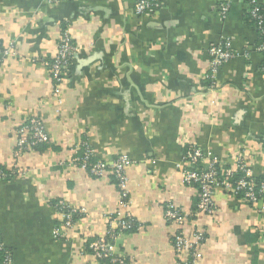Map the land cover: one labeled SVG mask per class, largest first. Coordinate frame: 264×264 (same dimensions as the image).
Here are the masks:
<instances>
[{
  "label": "crops",
  "instance_id": "crops-1",
  "mask_svg": "<svg viewBox=\"0 0 264 264\" xmlns=\"http://www.w3.org/2000/svg\"><path fill=\"white\" fill-rule=\"evenodd\" d=\"M137 0H0V165L22 170L0 180V234L14 264H98L88 251L109 236V218L129 210L137 228L117 239L129 264H180V231H202L198 264H264V203L216 190L214 214L184 226L166 219L168 204L194 210L196 187L180 166L196 145L224 166L244 153L264 179V54L244 3L226 16L219 0H162L149 17ZM77 52L59 94L45 61L57 54L64 29ZM230 40L238 55L207 79L209 49ZM40 118L45 146L15 157L17 131ZM88 144L94 160L130 158L129 207L111 174L93 177L73 164ZM78 213L57 238L55 202Z\"/></svg>",
  "mask_w": 264,
  "mask_h": 264
},
{
  "label": "built area",
  "instance_id": "built-area-1",
  "mask_svg": "<svg viewBox=\"0 0 264 264\" xmlns=\"http://www.w3.org/2000/svg\"><path fill=\"white\" fill-rule=\"evenodd\" d=\"M61 1L63 0H46L49 5H56ZM235 3H244L246 15L255 20L259 34L264 38V0H219V14L226 16ZM161 6L162 0H137L134 11L138 16L149 17L158 12ZM256 49L260 53L264 52V40L257 45ZM11 50V48L0 50V60L6 57ZM76 52L77 46L72 36L67 30L62 32L57 54L52 60L45 61L51 72L54 94L60 93L66 71ZM209 54L211 58L210 72L207 79L212 81L217 78L220 68L238 55L230 40H223L220 44L212 46L209 49ZM262 70L264 72V65ZM49 141L43 121L37 117H29L17 131L15 157L19 158L23 154L36 150L39 146L48 144ZM82 148L83 152L73 157V164L87 171L93 177L102 178L111 174L121 191L123 206L129 207L131 202L127 191V168L131 164L130 158L126 155H119L111 161L96 160L93 162L94 152L90 146L83 143ZM235 163V166H224L217 158L205 154L198 146H187L180 170L184 183L187 186L196 187L198 190L197 210L184 214L171 203L166 208V219L171 223L184 226L200 214H214L216 211L214 202L216 190H223L251 204L264 203V181L259 182L254 176L245 154H237ZM13 169L17 170V174L23 173L16 166ZM237 174H242V176L235 180L234 177ZM6 177L7 175L0 171V180ZM55 209L61 217V223L55 226L54 235L57 238H65L64 229L73 227L78 211L64 200H57ZM135 228H137V224L128 209L117 211L109 218V236L91 241L88 251L96 258L98 264H129L127 257L118 251L116 241L120 235L131 232ZM203 241L204 234L199 230L195 231L193 239L189 238L184 231L177 233L174 238V249L179 256L183 257L180 264H198L203 257ZM6 248L4 242H0V252L3 253L0 264H14L13 256Z\"/></svg>",
  "mask_w": 264,
  "mask_h": 264
},
{
  "label": "trees",
  "instance_id": "trees-1",
  "mask_svg": "<svg viewBox=\"0 0 264 264\" xmlns=\"http://www.w3.org/2000/svg\"><path fill=\"white\" fill-rule=\"evenodd\" d=\"M247 17V21H248V23H250L251 25H253V27L256 29V31H257V33H258V36H259V42H258V45L264 40V38L259 34V30L257 29V26H256V24H255V20L252 18V17H250L249 15H247L246 16ZM67 29L65 28L64 30H63V32H65ZM3 48H2V46H1V44H0V50H2ZM263 54H264V52H263ZM46 144H43V145H41V146H39L37 149H39V148H41V147H43V146H45ZM92 161L94 162V161H96V160H94V158L92 159ZM0 171H3L6 175H7V177L6 178H4L3 179V181H10V180H12L13 178H15V177H17L19 174H17V170L16 169H11V168H8V167H5V166H2V165H0ZM242 176V174H237L235 177H234V179L236 180V179H238V178H240ZM259 182H261V181H264V179L263 178H259V179H257ZM115 181V180H114ZM116 182V181H115ZM116 185H117V182H116ZM198 201H199V197H198V199H197V201H196V203H195V206H194V210L193 211H196L197 210V204H198ZM56 203V202H55ZM192 211V212H193ZM77 216H75V218H76ZM57 225H59V223L57 224ZM0 242H3V238H2V236H1V234H0ZM7 250H9L8 248H6ZM2 258H3V253L2 252H0V262H1V260H2Z\"/></svg>",
  "mask_w": 264,
  "mask_h": 264
}]
</instances>
